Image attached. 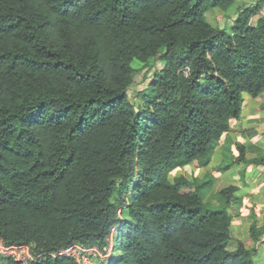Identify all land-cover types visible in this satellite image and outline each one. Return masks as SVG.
I'll return each mask as SVG.
<instances>
[{
	"label": "trees",
	"instance_id": "16d2710c",
	"mask_svg": "<svg viewBox=\"0 0 264 264\" xmlns=\"http://www.w3.org/2000/svg\"><path fill=\"white\" fill-rule=\"evenodd\" d=\"M217 4L233 0H0V239L32 243L31 264H79L50 253L112 234L103 264H256L264 224L250 244L232 234L238 186L214 205L212 173L171 177L208 166L244 94L264 92L261 2L229 27L206 19ZM151 58L136 102L134 62ZM236 146L217 170L264 166Z\"/></svg>",
	"mask_w": 264,
	"mask_h": 264
},
{
	"label": "rangeland",
	"instance_id": "374dc122",
	"mask_svg": "<svg viewBox=\"0 0 264 264\" xmlns=\"http://www.w3.org/2000/svg\"><path fill=\"white\" fill-rule=\"evenodd\" d=\"M254 1L255 0H233V4L230 8L225 9L224 7H222L221 4H217V5L211 6L208 10H211L210 12H213L216 16L223 15L224 20H225V24H222V23L221 24L224 25L225 27H229L230 25L233 24V21L235 20L237 14L239 13L238 5L242 4V6H247V5H251ZM221 24H220V26H222ZM134 65L136 68L135 82L131 86V88L129 89V94L134 101L140 102L141 91L146 88L147 84L151 80V76H152L153 71H154L155 60L151 58L148 63H142L140 61H135ZM263 105H264V92L259 97H253L251 94L245 93L244 94V101H243V110H242L241 116L239 118H233L231 120V125H232V121L234 122V120L236 121L237 119H241L242 114L244 113V111L246 109L247 113L244 114V118H243L245 121H241L240 123L238 122V124L235 127L236 130L234 129V131H237V130L238 131L239 130L240 131H247V130H249L248 128H250V127H244V124H245V126L253 125V127L250 128L253 133H256V135H254L251 138L253 144H254V138H256V137L262 138V140H264V119H263L264 110L262 109ZM249 119H253L254 120V121H252L253 123L249 122ZM246 120L248 122H246ZM233 124H236V123H233ZM237 139H239L240 141ZM241 139L242 138L239 134L229 136L223 142L221 139L219 145L216 146L215 152L212 155L211 161H210L208 166L198 167L195 164L194 165L189 164L186 167L174 170L172 172L171 177L173 175H177V174H181V173H194L201 178H205L204 177L205 174L212 173L213 175L216 176L217 182H215L214 187L211 190L212 193L209 192V195L206 194V200L210 204L218 205L219 199L216 196V193L222 185L235 184V185L239 186L241 189L245 187V185H244L245 182H243L242 179L237 174L234 175L235 173H231V172H229L231 174H227L228 171H230L234 167L231 166L225 172H220L216 168V166L220 162H222V158L224 157V155H223L224 148H225V151H228V149H231L235 155L239 154V152L237 150L236 143L241 142L242 141ZM262 144L263 145H261V149L264 150V141H262ZM218 148H221L220 152H219ZM248 148H249V150H248ZM258 148L259 147H257L256 144H254L253 148L246 147V152L256 153L259 151ZM256 172H257V174H255ZM260 172H264V171L261 169H256V171H253V173H251L253 175L249 177L248 185L249 186L254 185L255 187L252 189L249 188L250 189L249 191L251 193H253V195L254 194L258 195V197L256 198V203H255L256 208H257V213L255 212V210H254V212L260 216L263 215V217H264V175L259 176ZM242 173H243V171H242ZM242 211L247 213L248 209L245 210V207H244ZM256 214H254V215H256ZM251 219H253V218H251ZM237 221H238V219H237ZM238 227H239V225H236V228H238ZM239 232H240V230L235 231V233H239ZM242 235H243V233L240 232L239 234H235L234 236L239 238V239H242L243 238ZM242 240H244L245 243H247V244H250L252 241L251 237L248 239L246 238V240L245 239H242ZM261 249H263V252H261ZM108 253L110 254L111 252H108ZM109 257H111V255ZM254 260H255L256 264H264V242H261L259 244L257 253L254 256ZM103 261H100V264H103L104 263Z\"/></svg>",
	"mask_w": 264,
	"mask_h": 264
},
{
	"label": "crops",
	"instance_id": "0c3cea01",
	"mask_svg": "<svg viewBox=\"0 0 264 264\" xmlns=\"http://www.w3.org/2000/svg\"><path fill=\"white\" fill-rule=\"evenodd\" d=\"M258 2H261V4L264 3V0H255L252 5H255L257 4ZM242 6V4H239L238 7ZM222 8V7H221ZM211 10H207L205 12V16H206V19L214 26H220V24H225V20H224V16L223 15H218L216 16L213 12H210ZM261 17V14H260V11H258L257 13H255L252 18H251V24L252 25H255L259 18ZM221 24V25H222ZM224 26V25H222ZM247 113L246 112V109L244 111V113L242 114V117L241 119H237L236 121L234 120V122L232 121V125H231V128L230 130L224 134V136L222 137V142L224 140H226L227 137L229 136H233L235 134H239L241 136V143H243L246 147H250V148H253L254 144H256L257 147L261 148V145L262 144V138H254V144L252 142V137L254 135H256V133H253L251 131L250 128L253 127V125L251 126H245L244 124V127H250L248 128L249 130L247 131H234V129L236 130V125L238 124V122L240 123L241 121H245L243 118H244V114ZM252 121H254L253 119H249V122L253 123ZM246 122H248L246 120ZM245 122V123H246ZM233 123H236V124H233ZM239 140V139H237ZM240 141V140H239ZM253 145V146H252ZM219 149V152L221 151V148H218ZM249 150V148H248ZM247 154V157L248 158H254L256 156H258V152L256 153H249V152H246ZM219 158V157H218ZM194 165V164H193ZM232 167H234L233 169H231L230 171H228L227 174H231V173H235L234 175H238L243 182H245V187L244 188H240L238 186V189H237V192H236V197L240 198V201L238 202H233L230 207H229V212L231 213L233 219H232V225H231V230H232V234L235 235V234H239L240 232L243 233V238L242 239H245L246 238H250V232H249V229H250V225L252 223V220L251 218H253V216H255L257 218V221H258V224H264V217L263 215L260 216L257 213V208H256V198L258 197L257 194H254L251 193L249 190L254 188L255 186L252 185V186H249L248 185V179L250 176H252L253 174V171H256V169H261L264 171V166L262 165H257V164H247L243 161H236ZM241 168V169H240ZM233 171V172H232ZM243 171V173H242ZM231 172V173H229ZM257 174V172L255 173ZM260 175H264V172H260L259 173V176ZM250 188V189H249ZM245 207V210L248 209V212L245 213L243 212V208ZM255 210V212H254ZM256 214V215H254ZM238 219V221H237ZM236 225H239L238 228H236ZM236 230H240L239 233H235ZM241 236V237H242ZM264 242V241H263ZM261 252H263V249H261Z\"/></svg>",
	"mask_w": 264,
	"mask_h": 264
},
{
	"label": "built area",
	"instance_id": "2783aa9c",
	"mask_svg": "<svg viewBox=\"0 0 264 264\" xmlns=\"http://www.w3.org/2000/svg\"><path fill=\"white\" fill-rule=\"evenodd\" d=\"M264 16V3L259 9ZM113 251V234L108 245L101 247L96 243L88 244L82 241L73 242L58 251L50 253L51 256H65L74 259L79 264H100V261L109 258ZM108 252H111L110 254ZM0 255L10 257L22 264H31L43 256L36 253L32 243L7 244L0 239Z\"/></svg>",
	"mask_w": 264,
	"mask_h": 264
}]
</instances>
